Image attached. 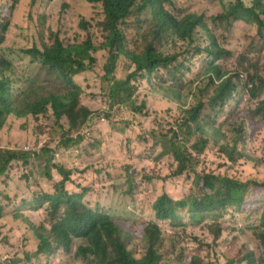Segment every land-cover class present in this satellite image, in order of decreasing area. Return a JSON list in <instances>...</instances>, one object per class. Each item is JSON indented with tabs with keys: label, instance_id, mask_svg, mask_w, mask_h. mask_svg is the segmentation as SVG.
<instances>
[{
	"label": "rangeland",
	"instance_id": "rangeland-1",
	"mask_svg": "<svg viewBox=\"0 0 264 264\" xmlns=\"http://www.w3.org/2000/svg\"><path fill=\"white\" fill-rule=\"evenodd\" d=\"M241 1L248 7L257 6L255 0ZM259 2L264 5V0ZM235 3L237 0H179L176 6H168L180 18L191 12L205 13L207 28H198L193 45L181 42L173 33L157 35L152 9L135 12L127 20L129 27L123 25L127 27L124 40L128 49L141 54L147 45H154L166 56L178 54L181 62L178 72L172 65L157 71L151 79L132 81L135 96L129 100L125 95L131 93L121 94L125 90L119 83H127L136 65L117 51L101 48L109 40L102 3L0 0V26L8 25L6 32L0 28V38L4 37L0 60L3 56L14 62L21 73V64L31 59L25 55V49L44 52L57 38L69 45L91 37L98 47L93 54L95 62L86 61V71L73 77V86L58 74H46L38 63L34 66L39 74L29 76L34 83L36 79L53 90L39 91L33 99L51 94L69 97L79 91V113L75 114L78 128L67 117L70 115L66 113L71 111L64 110L58 119L51 104L42 107L43 111L36 116L8 115L2 122V153H33L44 147L55 151L50 177L46 176V157L44 162L14 161L0 174V264L2 260L6 264H87L77 258V250L84 241L76 240L70 250L54 252V247L46 250L37 236L36 231L53 228L57 222L53 221V214L60 216L65 211L53 209L43 199L45 194L57 195L63 190L85 193L84 202L112 217L121 228V243L138 258L145 256L152 245L146 241L143 221L147 218L141 210L152 209L164 194L176 200L197 198L208 174L248 183L249 196L260 194L255 185L264 183V38L249 23L218 19L224 6ZM82 19L86 22H80ZM214 38L216 54L197 55V49L211 46ZM5 47L9 51H2ZM108 70L113 72L108 75ZM172 73L184 77V87H178L177 81L172 83ZM219 73L224 78L239 74L233 78L234 98L218 115L206 112L209 118L202 124L203 132L191 141H183L194 155V165L189 172L177 176L180 161L173 155H163L160 143L164 135L173 136L180 128L184 114L181 111L197 105L201 99L209 100L215 91L209 86L210 77H218ZM203 90L206 91L202 94ZM249 92L255 97L249 96ZM120 94L123 103L117 101ZM178 94L181 98L175 100ZM15 101H21L17 92ZM236 109L238 113L234 112ZM201 138L209 139L203 153L193 148ZM61 143L64 145L59 146ZM222 146L237 148L238 161L232 162L225 151L222 153ZM55 164L71 172L65 188L62 184L66 178ZM243 206L239 210L230 207L232 210L222 215L205 212L198 223L188 209L177 227L170 221H161L158 244L163 264H225L226 255L234 247L230 243L235 240L253 249L259 244L253 226L260 220L261 211L250 216L251 212ZM153 218L157 219L156 211Z\"/></svg>",
	"mask_w": 264,
	"mask_h": 264
},
{
	"label": "trees",
	"instance_id": "trees-1",
	"mask_svg": "<svg viewBox=\"0 0 264 264\" xmlns=\"http://www.w3.org/2000/svg\"><path fill=\"white\" fill-rule=\"evenodd\" d=\"M86 1L99 2L104 6L106 18L104 26L109 34V40L102 44L101 48L117 51L119 55H125L136 65V70L129 76L127 83H119L121 89L125 90L121 94L131 93L125 95V98L129 100H133L135 96V87L133 85L134 90L131 87L132 81L139 78L151 79L154 73L161 69H170L172 65H175L176 72H178L180 69L178 64L181 62V56L179 57L178 54L166 56L154 45H147L141 54L128 49L124 40L126 28L129 27L127 20L135 12L142 13L152 9L156 18V26L153 30L158 31L157 35L173 33L172 35L181 42H190L191 45L196 42L198 28H207L205 13L197 15L195 12H191L180 18L170 12L168 6H176L179 0ZM182 1L184 2V0ZM255 1L257 5L255 7H248L241 0H237V3L230 4L228 7L224 6V9L218 14V19H233V21L249 23L256 27L257 35L264 38V5H261L259 0ZM80 22L86 21L82 19ZM123 25H127V27ZM231 25L232 23L229 24V26ZM0 28L6 32L8 25H1ZM214 40L215 43L207 48L199 47L197 55H215L217 43L215 38ZM3 41L4 37L3 39L0 38V44ZM25 50H27L24 52L25 55L31 58L29 62L21 64L25 74L18 71V66L14 62L7 61L3 56L0 60V127L9 114L17 118H29L38 115L43 111L42 107L51 104L58 119L64 110L71 111L66 113L70 115L67 117H71L73 127L78 128L76 127L77 118L75 114L79 113L76 111L80 100L79 91L73 92L69 97L52 96L53 94H51L48 97L41 96L33 99L39 91L51 93L53 90L37 83L36 79L34 83V80L29 76L32 73L39 74V69L35 68L36 65L34 66L35 63H38L39 66L44 67L45 70L42 71L46 74H58L61 79L67 81V84L73 86V77L86 71V61L95 62L93 54L98 51V47L95 46L93 39L88 37L82 43L67 45L57 38L51 47L45 48L44 52L37 51V48ZM2 51H9V49L5 47L2 48ZM108 72L110 75L113 71L108 70ZM172 76L175 78V80H171L173 84L177 81L178 87L185 86L183 76H179V74L176 76L175 73H172ZM238 77L239 74L224 78L221 73L218 74V77L211 76L209 86H213L215 91L209 100L201 99L197 105L181 111L184 114H182L179 124L180 128L174 132L173 136H163V141L160 143L163 148V155H173L180 161L179 170L176 172L177 176L189 172L194 165V155L189 153V148L183 141H191L195 135L203 132L202 124L209 118L206 112H214L218 115L219 111L234 98L235 82L233 78ZM166 83L170 87L168 82ZM205 91L203 90L202 94ZM15 92L20 94V99H22L19 103L15 101ZM121 94L117 101L123 103L125 100L121 98ZM250 95L252 98L255 97L251 92ZM180 98L179 94L174 97L175 100ZM84 111L86 110L84 109ZM234 112L238 113L237 109ZM208 140L201 138L198 143L193 145V148L203 153ZM62 145L64 144L61 143L59 146ZM225 148L226 146H222L221 152L225 151L232 162L238 161L239 151L237 148ZM54 151L49 147H44L33 153L9 151L2 153L0 151V174L4 173L8 165L14 161H23L24 164H28L31 160L44 162L43 159L46 157V176L50 177V169L52 168L50 164L54 159ZM54 167L59 168L60 173L66 178L62 184L65 188L67 181L70 180L71 172L57 164ZM194 172L198 174L197 169ZM203 179L206 181L203 186L204 189H201L197 198L176 200L169 194H164L157 202H154L152 209L148 207L141 210L142 216L147 218L143 221L146 241L152 244L147 254L142 258L136 257L132 250L121 243V228L115 225L110 215L108 216L106 212L94 209L84 202L85 193L73 194L63 190L57 195L45 194L43 199H47L53 209L58 212L65 208V211L60 216H57L58 214L52 215L53 221L56 219L57 222L50 231H47L48 229L43 230V232L38 231V233L36 231V234L44 243L45 249L50 250L54 247V252L61 249L70 250L76 240L84 241L85 243L81 244L77 250V258L87 264H163V255L158 244L162 233L161 221H170L173 227H177L182 221L183 212L189 209L193 212L194 222L198 223L205 217L203 216L205 212L213 211L215 215H220L221 212L222 215L226 211L232 210L230 207L239 210L244 204L242 209H248L251 212L250 216L261 211L260 220L256 221L257 224L253 226L257 231L259 244L255 245L253 249H249L245 244L242 245L236 240L232 241L230 244L234 247L226 255L225 264H264V183L255 185V187L260 188V194L255 193L249 196L250 185L248 183H240L238 180L214 174H208ZM212 191H215L216 194H211ZM40 199L39 196L38 200ZM155 211L157 213L156 220L153 218Z\"/></svg>",
	"mask_w": 264,
	"mask_h": 264
},
{
	"label": "clouds",
	"instance_id": "clouds-1",
	"mask_svg": "<svg viewBox=\"0 0 264 264\" xmlns=\"http://www.w3.org/2000/svg\"><path fill=\"white\" fill-rule=\"evenodd\" d=\"M97 3H99V2H97ZM217 34H218V32H217ZM249 96H250V92H249ZM9 115H12V114H9ZM1 264H6V262L2 260Z\"/></svg>",
	"mask_w": 264,
	"mask_h": 264
}]
</instances>
